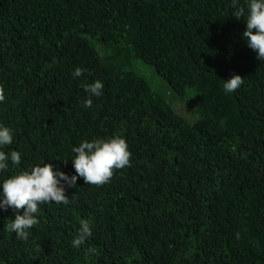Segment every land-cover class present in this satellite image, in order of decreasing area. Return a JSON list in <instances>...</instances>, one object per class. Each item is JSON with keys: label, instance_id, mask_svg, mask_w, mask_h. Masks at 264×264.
Returning a JSON list of instances; mask_svg holds the SVG:
<instances>
[{"label": "trees", "instance_id": "16d2710c", "mask_svg": "<svg viewBox=\"0 0 264 264\" xmlns=\"http://www.w3.org/2000/svg\"><path fill=\"white\" fill-rule=\"evenodd\" d=\"M232 4L0 0L2 150L21 154L0 183L44 162L75 174L85 140L121 136L132 154L109 182L80 178L68 204H39L27 240L0 209V264H264V61ZM96 80L99 97L82 87ZM83 221L92 235L74 248Z\"/></svg>", "mask_w": 264, "mask_h": 264}, {"label": "clouds", "instance_id": "9594fccd", "mask_svg": "<svg viewBox=\"0 0 264 264\" xmlns=\"http://www.w3.org/2000/svg\"><path fill=\"white\" fill-rule=\"evenodd\" d=\"M232 16L243 18L246 30L243 38L247 47L257 52L258 59L264 61V0H245V6H239L237 0H233ZM255 30V31H253ZM87 69L77 67L72 75L80 77ZM241 76L233 75L224 81L223 89L226 93H232L243 83ZM90 96L99 97L103 94L104 84L100 80L82 85ZM4 94L0 89V102H3ZM92 100L87 99L84 107L90 108ZM14 140V130L0 124V173L9 169V164L18 166L21 163V154L12 150L5 152L2 149L11 145ZM75 153L72 165L75 174L69 176L52 163L37 165L31 170L21 171L4 179L0 183V209L16 210V215L11 223L6 224L5 229L16 234L20 240L29 238V230L39 223L37 216L38 205L45 202L68 204L66 188L75 187L78 179L83 178L87 185H103L110 181L114 169H123L130 165L131 152L125 138L115 136L108 139H94L82 141L79 146L73 147ZM67 163V161H65ZM23 209V214L19 210ZM92 235L89 221H83L78 234L71 244L79 248Z\"/></svg>", "mask_w": 264, "mask_h": 264}, {"label": "rangeland", "instance_id": "374dc122", "mask_svg": "<svg viewBox=\"0 0 264 264\" xmlns=\"http://www.w3.org/2000/svg\"><path fill=\"white\" fill-rule=\"evenodd\" d=\"M137 72L143 76L150 85L154 87H161L164 85V82L161 80L160 77L156 76L153 70L149 66L139 65L137 68Z\"/></svg>", "mask_w": 264, "mask_h": 264}]
</instances>
